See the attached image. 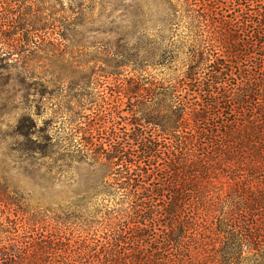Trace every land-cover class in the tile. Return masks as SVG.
Returning a JSON list of instances; mask_svg holds the SVG:
<instances>
[{"label":"trees","instance_id":"16d2710c","mask_svg":"<svg viewBox=\"0 0 264 264\" xmlns=\"http://www.w3.org/2000/svg\"><path fill=\"white\" fill-rule=\"evenodd\" d=\"M144 1L184 69L127 92L164 113L41 146L77 187L45 213L0 196V264H264V0Z\"/></svg>","mask_w":264,"mask_h":264},{"label":"rangeland","instance_id":"374dc122","mask_svg":"<svg viewBox=\"0 0 264 264\" xmlns=\"http://www.w3.org/2000/svg\"><path fill=\"white\" fill-rule=\"evenodd\" d=\"M151 16L144 0H0V196L55 211L78 180L41 146L129 129L132 110L143 123L164 113L162 98L146 103L127 92L139 75L184 69ZM134 48L161 66L134 72Z\"/></svg>","mask_w":264,"mask_h":264}]
</instances>
